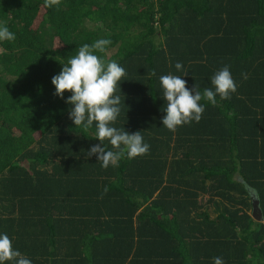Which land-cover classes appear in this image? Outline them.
Returning <instances> with one entry per match:
<instances>
[{
    "label": "trees",
    "instance_id": "1",
    "mask_svg": "<svg viewBox=\"0 0 264 264\" xmlns=\"http://www.w3.org/2000/svg\"><path fill=\"white\" fill-rule=\"evenodd\" d=\"M0 23V233L32 264H264V0H0ZM98 39L126 71L114 126L150 146L108 168L51 83ZM177 62L189 88L228 66L237 90L173 132Z\"/></svg>",
    "mask_w": 264,
    "mask_h": 264
},
{
    "label": "clouds",
    "instance_id": "2",
    "mask_svg": "<svg viewBox=\"0 0 264 264\" xmlns=\"http://www.w3.org/2000/svg\"><path fill=\"white\" fill-rule=\"evenodd\" d=\"M15 39L8 26L0 23V41ZM111 43L109 39H98L91 45L80 46L76 55L67 58L66 63H60L61 71L51 81L57 97L65 99V93H70L65 102L71 105L69 118L75 127L88 131L95 124V137L99 143L93 145L88 154L102 162L104 168L118 166L125 157L134 159L146 155L150 149L140 131L130 133L125 128L114 126L121 113V95L117 94V90L121 93L120 84L126 71L116 61L106 62L95 54L104 53ZM175 69L184 74L159 77L161 98L166 104L161 125L169 131L199 122L205 111L202 100L214 106L217 96L228 100L237 90L228 66L213 75L211 87L203 92L196 85L187 87V81L183 79L187 72L180 62L175 64ZM152 74L155 75L154 72ZM105 141L111 149L106 148ZM0 264H32V261L13 246L8 234L0 233ZM214 264L225 262L223 258L215 257Z\"/></svg>",
    "mask_w": 264,
    "mask_h": 264
},
{
    "label": "water",
    "instance_id": "3",
    "mask_svg": "<svg viewBox=\"0 0 264 264\" xmlns=\"http://www.w3.org/2000/svg\"><path fill=\"white\" fill-rule=\"evenodd\" d=\"M252 218L256 221L261 220V211L258 208V201H254L252 204Z\"/></svg>",
    "mask_w": 264,
    "mask_h": 264
}]
</instances>
